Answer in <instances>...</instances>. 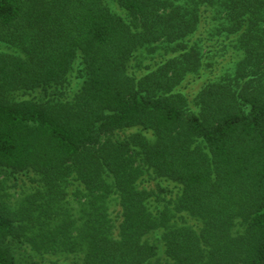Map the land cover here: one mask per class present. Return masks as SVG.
I'll return each instance as SVG.
<instances>
[{"label": "trees", "instance_id": "obj_1", "mask_svg": "<svg viewBox=\"0 0 264 264\" xmlns=\"http://www.w3.org/2000/svg\"><path fill=\"white\" fill-rule=\"evenodd\" d=\"M0 46V264H264V0H0Z\"/></svg>", "mask_w": 264, "mask_h": 264}, {"label": "rangeland", "instance_id": "obj_2", "mask_svg": "<svg viewBox=\"0 0 264 264\" xmlns=\"http://www.w3.org/2000/svg\"><path fill=\"white\" fill-rule=\"evenodd\" d=\"M215 24L213 23L212 26ZM209 26V25H204ZM211 26H209L210 28ZM205 28V30L208 33V29ZM203 33V37H206V32L204 29H201ZM1 47V46H0ZM203 63H202V69L200 70V73L198 74H191L189 77L182 83V85L179 87V90L183 92L185 95H187L190 99H193L198 93V91L202 88L203 85H206L209 82L216 81L220 79L222 76L227 74L230 70H232L235 66V63L241 59L243 54L240 52L238 53L235 49H232L231 42L229 38L223 36L218 39L213 38L211 42L206 43L204 41L203 44ZM171 55H165L163 56V53L158 52L157 54H154L153 56L147 57L146 59H149L146 61L145 65L149 68L154 69L156 68L160 63L164 62L167 58H169ZM76 80L72 78L73 85L77 82ZM60 91L65 92L66 90L63 89ZM32 97H37V93H33ZM21 174L18 176V178H21ZM165 186L172 187L173 185H169L168 183L164 184ZM12 186V188L9 189V193H11V197L9 200L11 202H15L16 200H19L22 198V195L20 194L23 190L22 188L17 189L16 186H13V183H10L8 188Z\"/></svg>", "mask_w": 264, "mask_h": 264}]
</instances>
